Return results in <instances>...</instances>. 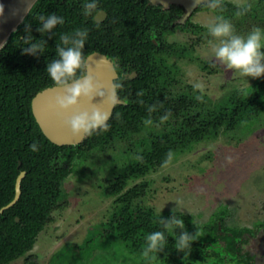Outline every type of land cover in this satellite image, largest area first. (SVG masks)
Returning a JSON list of instances; mask_svg holds the SVG:
<instances>
[{"label":"rangeland","instance_id":"rangeland-1","mask_svg":"<svg viewBox=\"0 0 264 264\" xmlns=\"http://www.w3.org/2000/svg\"><path fill=\"white\" fill-rule=\"evenodd\" d=\"M224 3L231 9L230 4L252 5L243 17L229 10L223 13L236 34L246 35L253 27L264 29V0ZM217 14L201 7L191 17L193 31L175 30L165 36L167 42L175 44L163 52L162 71H172L168 89L175 95L188 92L197 96L201 93L193 84L202 82L205 107L232 94L244 96L255 85L264 87V77L246 81L214 62L208 25ZM157 128L143 125L124 138H112L103 148L79 153L62 182L61 199L28 254L35 255L39 264H142L140 257L128 253L106 231L109 216L121 204L117 197L139 183H145V194L138 200L141 205L157 215L175 209L189 234L205 223L219 222L226 228L242 229L264 221V112L232 130L221 128L214 138L175 150V158L167 168L158 166L142 175L130 174L120 193L107 195L104 191L108 185L125 170L131 173L133 156L138 151L136 142ZM229 155L233 157L231 164L225 160ZM212 258L171 264H212ZM8 264H23V257Z\"/></svg>","mask_w":264,"mask_h":264},{"label":"trees","instance_id":"trees-1","mask_svg":"<svg viewBox=\"0 0 264 264\" xmlns=\"http://www.w3.org/2000/svg\"><path fill=\"white\" fill-rule=\"evenodd\" d=\"M105 8L109 10L111 17H117V11L123 9L119 2L111 8L108 3ZM225 9L235 13L237 8ZM49 13L62 16L65 19L64 25L57 26L54 30L55 36L49 34L44 37L47 40L44 55H23L19 37L25 35L26 25L31 24L32 35L40 39V33L36 31L39 24L37 18ZM114 20L118 22V19ZM109 24L111 25L112 21L107 23ZM123 25L124 23L119 21L115 27L124 30ZM77 28L89 30L85 55L96 49L107 51V39L113 36V30L108 26L97 24L91 18L86 19L77 6L66 0H38L0 51V208L13 198L15 178L19 171H26L18 201L0 213V264H8L19 257H23V264H39L35 255L28 252L63 195L62 180L71 172V161L76 151L103 148L112 138H124L142 127L143 120L148 116V105L158 102L164 105L152 114L155 123L159 122V117L166 111L170 110L172 116L156 131L146 133V136L136 142L137 154L143 156V161L135 160L131 167L129 166L131 173L125 170L114 183L108 185L104 191L107 195L120 193L130 174L142 175L161 166L169 150L174 152L186 148L192 142L214 138L221 128L232 130L238 124L249 122L264 112V87L260 85H255L244 96L232 94L205 107L204 101H197L196 96L188 92L173 94L168 89L172 71H162L160 78L146 74L145 78L132 81L130 88L125 87L119 92L126 103L113 109L109 131L86 137L83 145L78 147L55 145L44 136L36 123L31 112V100L35 93L53 85L45 71L46 63L55 58V45L59 41V35ZM100 42H103L104 46ZM145 79H153V83L146 84ZM141 90L144 92V105L136 102L140 99L136 93ZM117 112L121 114L120 119H116ZM34 141L40 145L38 152L29 150ZM60 158H65L63 166L58 163ZM144 194L145 183H139L119 195L117 201L121 204L106 223V231L112 233L128 253L136 257H141L145 236L162 230L158 223L160 216L168 219L172 215V212L157 215L151 208L141 205L138 200ZM175 215L180 217L178 213ZM15 218H18V221ZM176 234H180L179 229ZM166 237V249L158 255L164 258L176 255L181 258L183 253L177 252L173 247L174 234L171 231L166 232ZM195 252L197 253L190 248L186 250L185 255L194 257Z\"/></svg>","mask_w":264,"mask_h":264},{"label":"clouds","instance_id":"clouds-1","mask_svg":"<svg viewBox=\"0 0 264 264\" xmlns=\"http://www.w3.org/2000/svg\"><path fill=\"white\" fill-rule=\"evenodd\" d=\"M83 15L86 17H98L101 12L98 7V0H85L83 4ZM193 8H208L217 12L215 21L208 25V35L211 39L208 44L214 54V62L223 66L226 71L233 72V75L239 74L240 77L258 79L264 77V29L253 27L246 35L236 34L231 20L223 14L225 12L224 0H193ZM252 5H238L234 13L236 17H243L251 11ZM29 14L31 7L26 9ZM4 16V5L0 4V17ZM38 27L36 31L40 33L41 38L36 39L32 35V26L27 24L25 35L19 37L22 44L21 52L23 55H44L47 46V40L44 37L55 36L54 30L57 26H62L65 19L55 13L38 16ZM89 36L87 28H77L71 32L61 33L59 41L55 45V58L46 63V73L53 82L57 90L54 97L53 108L57 116L61 119L64 127L70 134L78 140L86 137L99 135L109 131L111 125L109 121L113 118V109L123 105L125 99L119 95L124 87L123 81L117 74L118 65L110 64V70L113 78L109 82H102L95 74L90 64L91 57L84 53L86 41ZM6 43V42H5ZM4 45L0 44V48ZM132 78V77H129ZM195 90L200 91L195 99L203 101V90L205 85L202 82L193 84ZM140 98L136 102L144 105L143 90L136 93ZM99 97L100 104L93 101ZM82 102H86L88 107L82 108ZM105 105L106 108H102ZM164 107L162 102L147 106L148 116L143 120L145 127L154 125L152 114L158 112ZM71 112V115L65 118L64 114ZM116 119H120L121 114H115ZM172 116L171 111H166L159 117V122L155 123L160 127ZM31 152H38L40 145L34 141L30 146ZM175 158V153L169 150L165 154V159L161 163L162 168H167ZM133 159L143 161L142 155H135ZM225 160L228 164L233 163V157L227 156ZM158 223L162 230L148 233L144 240L145 243L141 249V257L147 264H153L158 253L166 249L168 239L166 232L171 231L175 236L173 247L179 253H185L191 248L193 242L197 241L199 231L189 234L185 230L183 219L177 218L175 209L168 219L159 218ZM180 234H176V230Z\"/></svg>","mask_w":264,"mask_h":264},{"label":"flooded vegetation","instance_id":"flooded-vegetation-1","mask_svg":"<svg viewBox=\"0 0 264 264\" xmlns=\"http://www.w3.org/2000/svg\"><path fill=\"white\" fill-rule=\"evenodd\" d=\"M66 1L73 6H77L81 11V15L84 16L82 6L85 3V0ZM116 2H119L122 5L123 9H119L117 11L119 12V14H117V17H111L109 15V10H107L105 6L106 4L110 3V8L114 7V4H116ZM224 4L225 7H228L227 3ZM231 6L233 8H237L230 4V7ZM98 7L101 12L98 17H84L86 19L91 18L97 24H104L105 26H108L111 30H113V36L107 39V51L96 49L87 53L86 56L93 52H99L107 56V58H109L112 63L117 64V74L123 81V88H130L132 81L138 78H145L146 74L151 77H161L163 69V52L170 50V48L175 45L174 43L167 42L165 36L167 35V33L174 32L175 30H182L184 32L193 31L195 29V24L191 21V17L198 9L192 8L189 11L183 3L171 0H167V2H153L152 0H98ZM114 18L118 19V22L122 21L124 23V30L115 27L118 22L117 20H114ZM109 21H112L111 25H107ZM100 44L104 46L103 42H100ZM144 83L152 84L153 79H145ZM49 87H54V85L47 86L44 89ZM261 87L263 86L261 85ZM42 90L38 91L37 93L41 92ZM37 93H35L31 100V112L32 103ZM84 139L76 145L58 146L78 147L80 145H83ZM79 153H81V151L77 150L74 158L71 161V169L73 161ZM64 160L65 158H60V160H58L60 166H63L65 162ZM19 166L20 162H18V167ZM20 172H24L22 180L24 179L26 171L20 170L15 178V182ZM68 175H66L63 180ZM13 198L11 199V201L13 200ZM6 205L0 208V213L13 206L12 205L9 208L4 209ZM112 214L113 212L111 213V215ZM15 220L18 221V218H15ZM186 228L185 230L188 232V229ZM198 231L199 235L197 236V241L193 242L191 245V249L193 250V252L197 251V253L195 252L196 254L193 253L194 257L187 256L185 255V253L182 254L183 256L181 258L176 255H172L168 258H164L158 255V259H156L155 261L163 264H171L179 260H187L189 262L195 263L197 261H204L211 256V258L213 257L211 260L212 264H263L264 221L257 223L252 228L245 227L242 229L226 228L223 227L219 222L205 223L200 227ZM140 258L142 260V264L147 263L142 257Z\"/></svg>","mask_w":264,"mask_h":264},{"label":"water","instance_id":"water-1","mask_svg":"<svg viewBox=\"0 0 264 264\" xmlns=\"http://www.w3.org/2000/svg\"><path fill=\"white\" fill-rule=\"evenodd\" d=\"M37 1L38 0H0V4L4 5V16L0 17V44H3L4 46L7 44L11 35L18 30L19 26L27 17L28 13L26 9L31 7L32 10ZM152 1L167 2V0ZM171 1L183 3L189 11L193 8V0ZM2 48H0V51ZM88 57H91L90 64L92 66L94 74L102 82H109L113 78V73L110 70V64L112 63V61L107 58V56L99 52H93L89 54ZM56 92L57 90L55 89V87H49L37 93L32 103V113L43 134L51 142L57 145H76L82 140H78L76 137L70 134V132L64 127L61 119L57 116L56 111L53 108ZM93 103L100 104V98L97 97L93 101ZM81 107L85 108L88 107V105L86 104V102H82ZM101 107L106 108L105 105H101ZM70 115L71 112L64 114L65 118ZM23 176L24 172H20L15 182L14 198L4 207V209L9 208L18 200L20 196V183Z\"/></svg>","mask_w":264,"mask_h":264}]
</instances>
